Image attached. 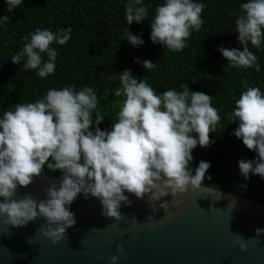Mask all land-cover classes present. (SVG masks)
<instances>
[{
	"label": "clouds",
	"instance_id": "9594fccd",
	"mask_svg": "<svg viewBox=\"0 0 264 264\" xmlns=\"http://www.w3.org/2000/svg\"><path fill=\"white\" fill-rule=\"evenodd\" d=\"M5 2L7 11L12 12L23 0ZM141 4L142 0H135V4L127 5L128 25L145 21L148 8L137 6ZM205 7L194 0H165L156 7L150 25L153 44L170 52L183 51L193 30L200 31ZM240 8L235 32L243 51L219 49L229 62L224 71L253 67L259 71L249 43L252 48H260L264 42V0H248ZM8 20V16L0 17V22ZM71 31L36 29L24 37L23 48L12 56L11 62L20 65L23 60V71L35 70L37 76L47 78L56 70L58 55L51 45H65L71 39ZM127 40L133 46L144 43L130 31ZM155 65L150 60L143 61L146 70ZM118 78L125 99L111 130L100 128L104 117L91 87L79 91L74 85L50 89L34 103L15 104L14 109L4 112L0 118V217H6V223L19 228L43 217L47 224L39 231L59 243L67 229L76 224L69 208L81 193L85 198L91 195L100 200L103 216L121 221V205L132 203L126 192L140 200L148 195L153 202L169 194L175 199L190 188H202L210 163L201 161L194 174L189 163L197 146H210V134L220 122L218 109L212 106L213 97L191 91L186 83L181 85L182 91L170 88L157 95L148 78L138 80L129 70L118 74ZM227 119L231 123L239 121L233 135L258 154L255 161L238 162L241 175L245 179L250 174L264 178V92L248 87L235 101ZM45 166L51 172L62 173L59 188L52 184L45 189L47 199L39 202L31 195L15 199L18 186L29 187L43 175ZM151 207L155 212V203ZM160 208L167 211L169 203H161ZM255 232L260 237L264 228ZM234 236L241 251L246 252L247 240ZM116 251L117 255L109 257L111 264H118L120 257L127 255L123 245H117Z\"/></svg>",
	"mask_w": 264,
	"mask_h": 264
},
{
	"label": "trees",
	"instance_id": "16d2710c",
	"mask_svg": "<svg viewBox=\"0 0 264 264\" xmlns=\"http://www.w3.org/2000/svg\"><path fill=\"white\" fill-rule=\"evenodd\" d=\"M164 2L142 0L137 6L147 7L148 16L142 23L128 25L125 9L128 4H135V0H23L12 12L7 11L5 0H0V17H9L7 22H0V118L9 108L14 109L15 104L34 103L50 89L74 85L76 91L84 87L94 90L104 117L100 128L111 130L125 99L118 74L129 70L138 80L148 78L157 95L170 88L182 91L181 85L186 83L191 91L212 96V106L221 117L216 131L210 134V146H197L193 150L189 169L194 174L201 161L209 162L211 167L203 187L264 205V178L250 174L245 179L238 164L240 160L255 161L258 154L233 135L239 121L231 123L227 119L235 101L248 87H258L264 92V42L260 48H252L249 43L259 71L253 67L225 72L229 62L219 51L220 48L243 51L235 32L236 19L241 14V4L248 0H194L206 5L202 13L204 23L200 31L193 30L187 46L180 52L167 51L150 39L155 9ZM61 28L72 29L71 39L63 46L51 45L58 53L54 74L40 78L35 70L23 71V60L20 65L11 62L12 56L23 48L25 36L36 29L57 32ZM129 31L144 43L133 46L127 40ZM43 59L47 60L46 54ZM145 60L156 64L155 67L146 70ZM41 177L58 178L62 173L51 172L45 166Z\"/></svg>",
	"mask_w": 264,
	"mask_h": 264
},
{
	"label": "water",
	"instance_id": "95a60500",
	"mask_svg": "<svg viewBox=\"0 0 264 264\" xmlns=\"http://www.w3.org/2000/svg\"><path fill=\"white\" fill-rule=\"evenodd\" d=\"M61 180L37 177L27 188L18 186L14 198L46 200L45 189L59 188ZM125 195L132 203L121 205V221L103 216L99 199L78 195L69 208L76 224L59 243L39 231L47 224L43 217L19 228L0 217V264H111L117 245L127 254L118 264H264V235L255 232L264 228L263 204L203 186L153 202L148 195L143 200ZM164 202L167 211L160 208ZM234 234L247 240L246 252Z\"/></svg>",
	"mask_w": 264,
	"mask_h": 264
}]
</instances>
